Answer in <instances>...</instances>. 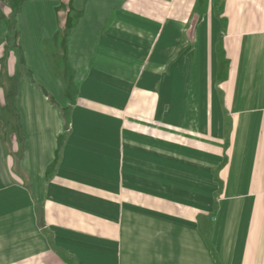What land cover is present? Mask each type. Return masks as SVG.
<instances>
[{
  "label": "crops",
  "instance_id": "obj_1",
  "mask_svg": "<svg viewBox=\"0 0 264 264\" xmlns=\"http://www.w3.org/2000/svg\"><path fill=\"white\" fill-rule=\"evenodd\" d=\"M16 21L24 62L60 69L53 104L22 78L0 103V264H264V0H27Z\"/></svg>",
  "mask_w": 264,
  "mask_h": 264
},
{
  "label": "rangeland",
  "instance_id": "obj_2",
  "mask_svg": "<svg viewBox=\"0 0 264 264\" xmlns=\"http://www.w3.org/2000/svg\"><path fill=\"white\" fill-rule=\"evenodd\" d=\"M25 1L27 2V0H11V4H9L6 0H0V17L2 19V22L7 24L6 27L9 26V28H6L7 30L6 34L1 36L0 55L1 57L4 56V54H2V50L4 51L7 45L12 52L13 55L12 56L13 63L11 60L12 68L13 71L15 69L17 70V78H18L17 79L16 76H12L11 80L7 79L3 81L2 84L0 81V96L1 97L4 96L5 100L7 99L6 101L3 102L0 101L2 107H5V103H10L9 100H14L17 97L14 94L17 93L18 82L19 79L21 78H22V82L18 87V89L24 87L23 81L24 82L26 81L29 85L28 86L29 89L33 88L37 92H41V94L44 96L43 97L44 102H47L48 104H53L55 90H54V85L51 82V79L53 73H56V75H58L59 73L60 68L57 69V67H55L54 65L55 61H57V58L55 60L54 59L55 56L53 57V54L50 51L45 52L44 47L40 45V48L43 51V59L45 60L44 65L47 67V69H43V71L40 70V68L43 65L37 59V54L35 52L29 54V59H28L29 64L28 62L25 63L21 57L23 56L24 58H27L26 54L21 52L20 49L21 43L19 47L17 37L14 35L16 29V23H17L16 14L20 13L23 7V3H25ZM46 42L47 40H45V49H46ZM60 65H61V61H60ZM3 93L6 95H4ZM11 105L13 104H10V106ZM1 136L2 134L0 133V137Z\"/></svg>",
  "mask_w": 264,
  "mask_h": 264
}]
</instances>
